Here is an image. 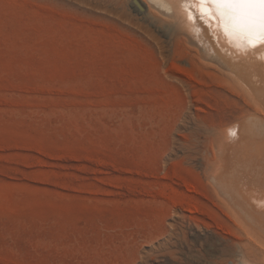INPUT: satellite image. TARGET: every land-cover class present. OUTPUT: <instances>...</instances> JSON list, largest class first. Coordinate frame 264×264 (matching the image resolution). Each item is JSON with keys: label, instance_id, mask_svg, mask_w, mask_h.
<instances>
[{"label": "rangeland", "instance_id": "rangeland-1", "mask_svg": "<svg viewBox=\"0 0 264 264\" xmlns=\"http://www.w3.org/2000/svg\"><path fill=\"white\" fill-rule=\"evenodd\" d=\"M131 1L0 0V264L264 262L208 171L254 101Z\"/></svg>", "mask_w": 264, "mask_h": 264}, {"label": "bare ground", "instance_id": "bare-ground-1", "mask_svg": "<svg viewBox=\"0 0 264 264\" xmlns=\"http://www.w3.org/2000/svg\"><path fill=\"white\" fill-rule=\"evenodd\" d=\"M131 3L134 4L137 10L143 13L147 9L152 11L154 17L158 19L159 23L168 32H172V35L177 30L180 35L187 34L192 41L203 49L206 56L210 57L211 60L214 59L219 63V66L226 69L227 73H230L234 77L235 81L244 88L254 101L256 105L254 112L246 115L238 122L223 125L217 131L218 133L213 132V146H222V151H219V147L217 146L219 152L217 155L216 153L213 155L214 159L208 165V171L214 169V172L210 171L213 173H210L213 176L212 180L215 181L218 187V193L224 196L223 199L226 203L231 205V210L235 213H242L243 220L247 223L251 234L254 237L262 238L264 241V45L258 44L254 48L246 47L243 44L238 45L234 39L226 37L214 18L201 15L198 0H132ZM156 11L160 12L162 16ZM209 131L212 132L211 130ZM215 134L216 136H214ZM231 136H235L237 139L233 145H228L229 142L226 141L230 140ZM208 144L210 145V140ZM199 145L198 143L197 146ZM210 167L213 169H210ZM215 171H217L216 174ZM178 202L175 204V209L178 208ZM180 202L182 201L180 200ZM193 208L195 207H191L192 210H194ZM241 215L240 218L242 219ZM183 232L185 233V231ZM185 235L183 234V236ZM182 238L186 240V237ZM257 239L255 241H258ZM192 244L194 243L192 242ZM256 247L258 248V245ZM189 248L191 247L189 246ZM261 250L263 251V248ZM259 251L257 250V252ZM176 252L174 253L175 255ZM225 253L224 251L223 255L226 256L227 254ZM189 255L192 256L191 254ZM259 255H262V253ZM245 256L247 255L243 256V264H259V262H251V259L249 258L248 260ZM180 257L178 256L177 258ZM240 257L242 258L241 255ZM241 258H237V260L241 261ZM176 260L178 261V259ZM261 262H263V259ZM261 264H264V262Z\"/></svg>", "mask_w": 264, "mask_h": 264}, {"label": "snow or ice", "instance_id": "snow-or-ice-1", "mask_svg": "<svg viewBox=\"0 0 264 264\" xmlns=\"http://www.w3.org/2000/svg\"><path fill=\"white\" fill-rule=\"evenodd\" d=\"M201 15L214 18L238 45H264V0H198Z\"/></svg>", "mask_w": 264, "mask_h": 264}]
</instances>
